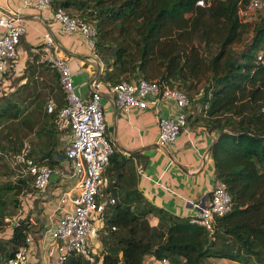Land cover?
Masks as SVG:
<instances>
[{"label": "trees", "instance_id": "obj_1", "mask_svg": "<svg viewBox=\"0 0 264 264\" xmlns=\"http://www.w3.org/2000/svg\"><path fill=\"white\" fill-rule=\"evenodd\" d=\"M248 1L202 0L200 5L196 0H52V7L60 6L94 27V52L105 67L100 80L144 78L184 91L188 124L215 132L208 148L213 179L223 183L231 199L229 210L214 215L208 230L147 200L136 186L131 162L139 154L113 147L102 170L113 202L105 205L102 225L96 228L100 250L92 261L70 252L61 264H202L218 257L264 264V13L241 21L237 9ZM52 77L61 101L46 109L49 118L57 117L65 103L54 70ZM4 96L0 118L22 119L17 131L15 126L0 131L5 136L0 158L20 151L24 141L28 157L53 168V147L38 152V140H31L38 137V119L32 124L21 114L25 106ZM23 129L27 139L17 133ZM34 190L29 174L0 182V227L5 208L18 205L19 193ZM27 229V218L22 217L7 238H0V259L25 244Z\"/></svg>", "mask_w": 264, "mask_h": 264}, {"label": "crops", "instance_id": "obj_2", "mask_svg": "<svg viewBox=\"0 0 264 264\" xmlns=\"http://www.w3.org/2000/svg\"><path fill=\"white\" fill-rule=\"evenodd\" d=\"M0 13L18 17L24 26L15 57L9 62L6 83L10 86L8 92H3V99L21 106L31 98L35 101L37 94L38 101L39 96L45 98L38 102V108L34 104L23 105L25 107L21 114L38 115V137L31 138L33 142L38 140V152L53 147L52 150L57 153L44 189L40 192L34 190L19 193V207L15 213L7 216L9 219L0 228V238L9 236L14 220L26 217L28 241L24 264H60L52 253V240L43 230L56 220L62 209L70 207L66 200L59 205L61 210L55 209L56 204L61 203V192L73 181L66 170L69 163L60 154L64 145L69 142L70 135L64 121L56 116L49 118L47 115V102H51L54 108L58 107L61 95L58 84L52 77L53 69L49 66L48 69L44 68V65L35 61L36 54L43 48L42 33L50 32L58 46V54L68 60L74 90L81 97L89 96L88 82L93 77L100 79L99 75L105 67L94 50L87 45L84 36L77 31L63 30L52 18L50 10H41L33 4H23L22 0H0ZM98 89L106 134L113 147L127 154H139V157H131V162L136 168V186L142 195L154 205L176 215H193L197 210L194 203L205 200L214 182L213 164L208 148L215 132L208 131L201 125L192 126L186 121V126L175 139L161 146L156 141L157 126L151 109L132 106L125 113L115 106L103 82ZM30 106L35 107L34 111ZM159 108L162 112H167L172 107L169 102H164ZM105 184L103 178L102 198L109 196ZM96 242L95 250H100V242ZM222 258L228 259L208 258L202 264H225L221 261ZM231 261L233 264H240Z\"/></svg>", "mask_w": 264, "mask_h": 264}, {"label": "built area", "instance_id": "obj_3", "mask_svg": "<svg viewBox=\"0 0 264 264\" xmlns=\"http://www.w3.org/2000/svg\"><path fill=\"white\" fill-rule=\"evenodd\" d=\"M22 3L33 4L41 10H50L52 18L63 30L81 33L90 49L94 50L95 30L90 23L68 15L60 6L52 7V0H22ZM196 3L201 5L202 0H196ZM260 4L261 0H249L246 5L238 7L239 19L251 21L253 11ZM23 32L24 26L18 17L0 13V89H4L9 62L15 57L16 46ZM42 38L43 48L37 53V62L48 64L56 72L64 94L65 103L58 108L57 117L69 128L70 140L62 151L64 159L69 163L66 169L68 176L73 180L72 184L61 192V203H57L55 209L61 210L62 208L58 207L66 200L69 201L70 207L62 209L56 220L44 228L43 233L52 240V253L58 263L61 264L70 252L78 253L92 261L95 251L90 246L89 237L102 225L101 214L105 205L113 202L112 197L102 198L101 192L102 170L112 152L113 144L106 134L99 84L104 83L115 106L125 113L132 106L151 109L157 126L156 141L161 146L172 142L186 126L187 97L183 90L164 84L159 86L155 80L138 78L109 83L93 77L88 82L89 96L83 98L74 90L68 60L58 54V46L50 32H43ZM164 102H169L172 107L167 112H162L159 108ZM51 108L52 103L47 102V111ZM27 151L28 144L23 142L20 151L4 154V157L18 175H31L35 191L40 192L46 186L52 170L34 162L27 156ZM194 204L197 210L189 216V221L210 230L213 216L229 210L231 199L223 183L214 181L205 200ZM3 219L6 221L9 218L4 216ZM16 223L17 220H14L13 224ZM27 241L26 235L25 244L19 245L12 255L1 258L0 264H24Z\"/></svg>", "mask_w": 264, "mask_h": 264}, {"label": "rangeland", "instance_id": "obj_4", "mask_svg": "<svg viewBox=\"0 0 264 264\" xmlns=\"http://www.w3.org/2000/svg\"><path fill=\"white\" fill-rule=\"evenodd\" d=\"M258 13H264V0L261 2V4H260V6L258 7V8H256L254 11H253V18L256 16V14H258ZM239 45L238 44H235L234 45V48H236V47H238ZM9 86L10 85H8L7 83L6 84H4V89L2 88V89H0V95L3 93V92H8V88H9ZM42 96H39V100L40 101H38V94L36 95V100L34 101V98H31V99H29V100H26V102H25V104H22V106L23 105H31V104H34L35 105V107H37L38 108V102H41L43 99H45V98H41ZM2 100V99H1ZM0 100V102H2ZM20 108H21V106H19ZM35 107H32V106H30V108L34 111V108ZM197 108H198V106L196 105V107L194 108L193 107V114L195 115L196 113H197ZM22 119V117L20 118H18V120L16 119H14V121H12L13 119L11 118V117H9V118H0V131H2L4 128H10V127H13V126H15V130L17 131L18 130V127H19V125H17V123H18V121H20ZM38 119V117H35V116H29L28 117V120L32 123V124H34V121L36 122V120ZM32 120V121H31ZM16 122V123H15ZM28 131V130H27ZM17 133H20V137L22 138V139H27V136L25 135L24 136V134H25V132H24V129L23 130H21V131H19V132H17ZM15 138H16V136H15ZM2 139L5 141V136H1V134H0V144H4L3 142H1L2 141ZM21 141V140H20ZM20 143V142H19ZM12 144H16V142H15V140H13V143ZM17 148V147H16ZM6 149H9V150H7V151H10V152H12V148H9V147H6ZM3 149H1L0 148V152H3L2 151ZM3 158H4V156H3ZM3 158H0V182H12V181H14V180H16L17 179V176H18V174H17V171L16 170H14V169H12L10 166H9V164H7L6 163V161L3 159ZM7 194V197H6V199L7 200H10L9 198L11 197V194H9V193H6ZM16 202H17V206L16 207H13V205L12 204H10V205H8L6 208H5V212L7 211V213L4 215V216H9L10 214H12V213H15V211H16V208H18L19 207V200H18V196H17V199H16ZM9 212V213H8ZM3 216V217H4ZM3 217H2V221L4 222L5 220L3 219ZM2 226V225H1ZM1 228V227H0ZM96 233V234H95ZM95 234V235H94ZM98 234H99V232L95 229L94 231H93V233H92V235H90V237H92V239H90V237H89V241H90V246L92 247V250H94V251H96L95 249H96V245H97V242H96V240H98V238H99V236H98ZM92 242H93V244H92ZM98 242H99V240H98ZM221 261L222 262H224L225 264H233V262L231 261V260H229V259H221ZM250 262H252V259L250 260ZM251 264H253V262L251 263Z\"/></svg>", "mask_w": 264, "mask_h": 264}]
</instances>
